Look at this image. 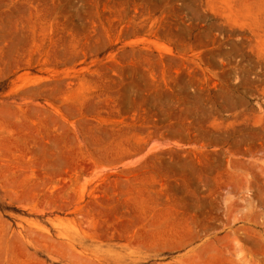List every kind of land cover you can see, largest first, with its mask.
<instances>
[{"label":"rangeland","instance_id":"374dc122","mask_svg":"<svg viewBox=\"0 0 264 264\" xmlns=\"http://www.w3.org/2000/svg\"><path fill=\"white\" fill-rule=\"evenodd\" d=\"M0 264H264V0H0Z\"/></svg>","mask_w":264,"mask_h":264}]
</instances>
